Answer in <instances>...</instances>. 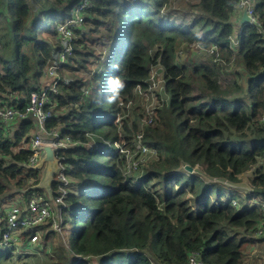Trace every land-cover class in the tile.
<instances>
[{
  "label": "trees",
  "instance_id": "obj_1",
  "mask_svg": "<svg viewBox=\"0 0 264 264\" xmlns=\"http://www.w3.org/2000/svg\"><path fill=\"white\" fill-rule=\"evenodd\" d=\"M35 3L36 16L44 14L55 21H62L69 9L63 0ZM93 4L66 66L88 72L93 59L113 49L112 66L99 67L91 76L72 77L70 86L63 87L69 94L60 95V103L81 102L80 108L49 121V126L61 123L66 135L82 142L62 153L72 163L69 174L75 186L84 181L91 184L67 198L64 224L74 223V230L68 243L55 248L51 256L57 264H185L190 253L200 252L207 264H244L248 245L252 246L245 236L254 233L262 213L258 206L248 204L247 197V205L240 201V210L223 201L226 191L218 184L238 182L242 173L255 166L252 183L264 195V172L258 165L264 154V124L260 122L264 41L260 34L246 25L237 53L232 50L230 38L236 24L231 14L237 0H93ZM256 9L264 26V0H257ZM31 14L27 0H0V22L9 23L14 40L12 46L0 27V91H16L27 98L55 50L47 40L28 36L42 22L32 20ZM192 43L215 45L225 61L234 59L245 74V86L237 79L240 71L228 74L227 67L200 54L181 61L180 47ZM29 49L39 53L36 64L26 53ZM154 64L165 68V92L155 122L143 126V141L157 151V157L143 167L136 181L124 175V153L105 151L102 145L92 149L86 133L112 141L123 138L127 148L132 146L145 111L134 106L132 117L119 123L118 100L128 103L139 85L145 88L144 80ZM86 86L90 94L82 101ZM108 96L114 102L107 114L100 103ZM103 125L106 132H100ZM34 130L31 117L20 120L12 134L0 129V215L11 198L6 190L22 192L29 188L30 179L35 183L42 179V170L25 165L31 151L21 148ZM233 133L239 142L231 141ZM186 165L202 169L191 173ZM161 182L165 188L175 184L163 197L155 189ZM46 227L50 225L40 229ZM53 232L50 227L44 240ZM12 256L10 251H0V264H9Z\"/></svg>",
  "mask_w": 264,
  "mask_h": 264
},
{
  "label": "built area",
  "instance_id": "obj_2",
  "mask_svg": "<svg viewBox=\"0 0 264 264\" xmlns=\"http://www.w3.org/2000/svg\"><path fill=\"white\" fill-rule=\"evenodd\" d=\"M27 1L29 3L31 0ZM33 2L37 6L35 10L37 11L38 5L35 0ZM63 5L68 6L69 9L63 20L57 22V43L54 50V58L48 60L49 63L42 72L43 78L39 77L40 80L38 78L36 82V89L31 92L29 98L16 91H0V129H4L6 135L14 132L20 120H26L31 117L35 121V130L30 137L29 143L21 147H28L31 151L28 161L25 163L28 168H33L41 162L44 155L42 146L49 145L59 149L56 152L59 168L55 174L52 189L48 191L38 188V183L30 179L28 181L30 184L29 188L22 192H17L9 201L8 206H6L5 214L0 215V251H10L14 258V253L27 255L32 252V250H29L33 248L32 246L40 244L42 238L40 227L42 225L49 224L55 232L63 233V214L65 209L69 207L67 198L75 192V184H77L69 174V169H72V163L69 157L62 152L83 144L81 141L66 135L64 126L61 123L49 126V121L57 117L59 113L64 114L72 111L73 108L77 110L80 108L81 102L62 105L59 96L69 94L67 88L64 90L63 87L70 86L72 79L67 78L63 70L68 65L69 58L75 52V44L80 35L79 32L86 27L87 14L94 7V4L93 0H63ZM256 7L257 0H237L236 7L231 14V19L236 24V27L230 38V46L235 53H237L240 46V34L246 25L254 26L264 41V26ZM244 12L249 20L241 23ZM196 54L208 55L212 57V63L228 66L215 45L206 47L201 43L183 44L177 56L184 59L188 55L193 56ZM231 62L234 63V59ZM157 66L161 65H152L149 76L144 80L146 87L139 85L135 90L133 99H129L128 103H125L124 99L118 100V118L116 121L119 123L125 117H132L134 106H140L145 111L141 129L135 136L132 146L127 148L122 138L113 141L114 147L110 146L105 150L124 153V175L125 177H135L136 181H139L143 167L157 157V151L143 141L145 134L143 126L144 124H153L155 122L158 105L160 99H162V93L165 92L164 78L158 77V72L155 71ZM90 90V87L86 86L84 88L81 97L82 101H85L89 96ZM23 101L26 102L24 106H22ZM260 122L264 124V109ZM86 135L92 140L88 143L92 149L101 145L97 139L100 137L99 135L92 132L86 133ZM100 138L103 142L109 143V140L103 137ZM95 144H97L96 147ZM18 150L20 151L21 149L19 148ZM258 165L262 167L264 172V154L260 157ZM195 169L199 170L202 167L197 165L191 173H194ZM255 170L256 167L252 166L239 176V180L255 172ZM238 182L229 181L227 184L234 186ZM254 187L253 183L249 181L250 191L246 196L249 198L248 204L250 206H258L262 213V219L256 225L254 233L245 236L252 244V250L249 254L251 259L258 256L264 257V252H262L264 250V195L258 194ZM226 201H230L237 210L241 209V203L236 198L232 197ZM33 230V234L26 239L21 237L22 233H31ZM260 246H263L261 251H259ZM18 259L19 257L14 260L17 261ZM153 264L156 263L154 262ZM185 264L207 263L203 260L200 252H192L189 255L188 262Z\"/></svg>",
  "mask_w": 264,
  "mask_h": 264
},
{
  "label": "rangeland",
  "instance_id": "obj_3",
  "mask_svg": "<svg viewBox=\"0 0 264 264\" xmlns=\"http://www.w3.org/2000/svg\"><path fill=\"white\" fill-rule=\"evenodd\" d=\"M33 8L32 10V14H31V19L35 20V21H39V19H41L42 22L41 23V27L33 30L31 32H29L28 36L29 37H33L34 39H39L40 41L43 40H47V42L49 44H51L53 47L56 46V42H55V29H56V24L59 21H55L54 19H52L50 16H45L44 14L42 15H38L36 16V14H34V11L36 10L37 6L34 4L33 0H31L29 2ZM67 4V2H65ZM0 27L3 29L4 28V35H6L7 32V37L10 36V32H9V23L5 21V19H3L2 24L0 22ZM55 35V36H54ZM97 36V35H95ZM38 37V38H37ZM45 38V39H44ZM43 39V40H42ZM7 42H9L12 46H13V37L12 35L10 36V38L7 39ZM28 43H24L22 46V51H24L26 49ZM34 45V42H33ZM9 49H7V53H8ZM26 53L29 54V56L31 57L32 61H34V64L37 63V58L39 56V53L37 55H35V51L34 49H29ZM114 53L113 49L109 50V52H102L100 58L97 59H93V63L91 64V68L90 71H78L76 68H69V66H66L64 71V74L66 75L67 78H74L75 75H84V73H86V76H91L92 73H94V71L99 70V67H103V69L109 68L111 67V63H109V61L112 58V54ZM204 60H208V61H212V57L208 56V55H202ZM182 59V58H181ZM185 59V58H184ZM77 62H81L82 59L81 58H76ZM183 61V59L181 60ZM227 69H225L224 71H229L228 74H232L235 75L237 73H239L238 71H240L239 74H237V79L239 82H242L243 86H245V74L242 72V70H240V66L239 64L237 65V63L234 60V63L230 62L228 63L226 61ZM220 65V64H219ZM155 71L158 72V77H162L164 78L165 75V68L162 66H157L155 68ZM43 70L41 71V75L40 78H43L42 75ZM227 74V76H228ZM39 78V80H40ZM35 80H38L37 78ZM36 82L34 83V86L36 85ZM109 93H112V90H109ZM112 95V94H111ZM114 102V98L112 96H108L107 99H105L104 101H102L100 103V105L102 106V108H104L105 113L108 114L110 107L112 106ZM110 117H107L106 120H108ZM107 131V126L103 125V127L101 128L100 132H106ZM231 141L232 142H239L240 139L237 137V135L235 133L230 135ZM99 143L104 147V148H108L110 146L114 147V142L109 139V143H105L103 142L101 139H98ZM97 144H95L96 147ZM89 147V146H87ZM196 173V172H194ZM255 174L254 172L246 175L243 179L240 178V181L236 184H234V186H231L227 183H219L218 187L223 190L226 191V195L225 197H223V200H229L232 197L236 198L237 200L243 202V204L247 205V199H246V192H245V188L249 187V181L252 182V179L254 178ZM155 182V181H154ZM154 182H152V184H154ZM158 181L156 180V183ZM243 182V183H241ZM92 183V182H90ZM89 183V184H90ZM94 183V182H93ZM246 183V184H245ZM82 184V185H81ZM80 185L75 186V192L76 193H82L85 190H88L90 185L86 184V181L82 182ZM173 185H175L174 183L172 185H169L167 188L164 187V184L158 183L155 186V189L158 188L160 194L163 196H165L168 192H170L172 189L171 187H173ZM217 187V188H218ZM233 190V191H230ZM19 190H16L15 188H13V190L11 192H9V190H6V194H11V198H9L7 200V203H9V201L15 196V194L18 192ZM217 194V190H214V197ZM5 195V194H2ZM216 200V198H213ZM74 223L71 222H67L66 224H64V228H63V233L59 234L56 232H53L50 237L47 240H44V236L45 234H48L50 231V227H46L47 229L41 230V235L42 238L40 240V244L33 246L31 253L27 254V255H21L19 253H14L15 258L17 259L19 257V259L16 261L14 260L15 258L12 256V258L8 261L9 264H57V259L54 258L53 256H51L52 252H54L55 248H58L61 244H67L70 237L72 236L73 230H74ZM40 230V229H39ZM62 247V245H61ZM259 251L262 250L263 246L259 247ZM251 245H248V249H247V253H246V259L244 261V264H264V257L262 256H258V257H254L253 259H251L249 257V254L251 253ZM264 252V250L262 251ZM13 255V254H12ZM88 259H93L91 257H88Z\"/></svg>",
  "mask_w": 264,
  "mask_h": 264
},
{
  "label": "water",
  "instance_id": "obj_4",
  "mask_svg": "<svg viewBox=\"0 0 264 264\" xmlns=\"http://www.w3.org/2000/svg\"><path fill=\"white\" fill-rule=\"evenodd\" d=\"M248 20L249 19L247 17V14L244 12L241 23H245ZM42 148L44 150L43 158L37 166L33 167V169L41 170L43 169L45 163H47V166L44 172L45 176L43 180L40 183H38L37 187L38 188L48 187L51 190L53 187L52 184L55 178L54 176L59 168V160L56 157V152L59 149L53 146H49V145H44L42 146ZM185 168L189 172H193V167L191 165H186Z\"/></svg>",
  "mask_w": 264,
  "mask_h": 264
},
{
  "label": "crops",
  "instance_id": "obj_5",
  "mask_svg": "<svg viewBox=\"0 0 264 264\" xmlns=\"http://www.w3.org/2000/svg\"><path fill=\"white\" fill-rule=\"evenodd\" d=\"M46 166H47V163H45V165H44V167H43V169H41L42 170V179H41V181L43 180V178H44V172H45V168H46ZM55 177V176H54ZM40 181V182H41ZM39 182V183H40ZM241 183H243V182H241ZM53 184H54V182H53ZM53 184H52V186H53ZM246 184V183H245ZM43 189H46V190H48V191H50V189L48 188V187H43ZM250 191V189H249V187H246L245 188V192L247 193L246 195H248V192ZM248 198V197H247ZM7 205H5V207H6ZM26 239V238H25ZM33 247V246H32Z\"/></svg>",
  "mask_w": 264,
  "mask_h": 264
}]
</instances>
